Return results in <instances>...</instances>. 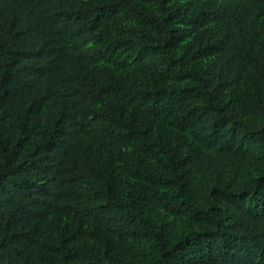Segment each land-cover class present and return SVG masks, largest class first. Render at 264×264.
<instances>
[{
  "label": "trees",
  "instance_id": "trees-1",
  "mask_svg": "<svg viewBox=\"0 0 264 264\" xmlns=\"http://www.w3.org/2000/svg\"><path fill=\"white\" fill-rule=\"evenodd\" d=\"M0 264H264V0H0Z\"/></svg>",
  "mask_w": 264,
  "mask_h": 264
}]
</instances>
